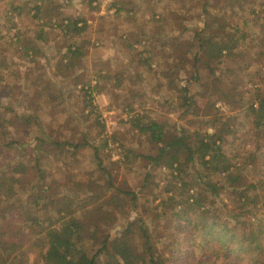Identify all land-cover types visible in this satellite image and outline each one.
<instances>
[{"label":"trees","instance_id":"1","mask_svg":"<svg viewBox=\"0 0 264 264\" xmlns=\"http://www.w3.org/2000/svg\"><path fill=\"white\" fill-rule=\"evenodd\" d=\"M260 5L264 11V0ZM0 6L6 23L0 27V99L6 91L19 90V76L13 69L15 64L4 56V45L7 34L11 36L9 42L21 41L19 32H22L17 23L25 16L37 25L32 32L35 40L44 42L48 33L54 37L52 31L58 30L59 38L65 42L58 62L61 72L74 71L85 53V40L75 38L86 30L83 18L65 13L53 0H0ZM109 6L114 8L112 14L107 15L110 17L129 11L118 0H111ZM199 10L207 13L205 3L200 4ZM235 16L238 18L232 13V17ZM179 21L176 14L169 20L172 33L179 32L180 28L174 26ZM227 25L228 19L212 14L206 15V23L198 32L191 31L188 42L193 46L195 60L186 57L188 49L181 45V40L176 41L177 34H170L168 55H177L173 56L174 62L165 61L166 69L159 72L152 66L162 63L154 60L158 54L155 51L158 40L154 36L146 37L141 47L135 49L134 42L119 35L125 47L133 51L132 56L137 57V64L158 79V89L163 86L164 92L172 93L162 100L163 103L184 112L189 117L187 123L193 120L192 125H197L199 121L193 130L180 124L179 137H176L165 122L148 116L149 110L144 109V101L139 99L137 89L129 88L124 94H115L118 106L126 114L134 110L135 104L140 109V112L128 114L125 124L127 132L133 131L147 140L150 147L144 152L136 153L134 148L118 142L121 159L105 164L101 153L111 143L107 137L94 145L86 140L74 142L52 137L46 132V138L35 135L34 147L29 148L25 161L11 160L8 153L14 147H24L28 143L19 144L13 138H6L5 134L10 133L6 125L8 119L0 115V155L6 156L0 161L3 165L0 168V264H264V93L256 92L253 98L248 97L241 78L248 70L252 56L247 47L239 46L242 34L229 33ZM2 33H6L5 38ZM194 39L199 45L196 56ZM35 40L27 37L18 46L21 56L31 62L32 72L39 51ZM260 47L258 44L257 48ZM226 60L231 61L217 76L216 65ZM198 63L202 69L198 68ZM253 70L254 77L260 75L258 69ZM179 72L192 78L188 82L198 84L200 90L196 94L204 100L207 108L204 115L211 119L202 118L201 121L194 117L196 100L187 88H181ZM159 73L160 79L165 80L163 85ZM24 75L22 80L27 81V71ZM102 77L109 79L110 76L103 74ZM39 79L40 76L34 74L33 80ZM110 80L116 86L121 83V78L114 73ZM40 88L48 94V97H41L43 103L60 101L45 84ZM91 98V89L80 94L82 108L90 107L89 113L94 108ZM216 102L227 105L228 112L215 108ZM109 104L113 105V101ZM237 114L247 120L246 130L242 132L253 144L251 150H243L241 154L236 148L230 152L225 147L226 144L232 149V140L237 139L235 130L227 126L228 120ZM11 118L16 116L12 114ZM19 120L23 126L37 123L32 115L19 117ZM94 121L101 131L103 123L96 117ZM171 144L173 146L166 149ZM82 146L89 147L95 169L102 176V190H109L107 196L93 191L99 186L96 179L91 178L92 173L85 185L72 179V188L87 191L79 198L56 194L46 182L39 181L44 173L41 161L51 150L72 151ZM135 158L145 161L141 180L129 187L125 186L124 180L115 182L111 168L120 164L125 166ZM136 188H139L136 203L142 223L130 221L122 230L108 235V229L122 215L123 208L129 202L133 208ZM90 214L94 216L93 221L89 219ZM147 217L156 225L161 223V231L156 233L166 239H158L166 246V255L150 242L144 223Z\"/></svg>","mask_w":264,"mask_h":264},{"label":"rangeland","instance_id":"2","mask_svg":"<svg viewBox=\"0 0 264 264\" xmlns=\"http://www.w3.org/2000/svg\"><path fill=\"white\" fill-rule=\"evenodd\" d=\"M110 1L111 0H92L89 3L87 0H53V2L62 6L61 8L65 13L74 16H80L82 10L87 12L85 13L86 15L94 11L97 13L102 12V15L112 14V12L108 13L109 10L111 11L113 9L109 6ZM262 1L263 0H118L119 4L123 6L124 9H129L131 13H135V16L130 15L131 18L134 19L133 24L131 23V28L133 29H131V31H125L127 41L134 42L133 47L138 49L141 47L146 37L154 36V39L158 40L157 43H155L158 44L155 48L158 54L157 57H154V60H161L162 63L161 65L155 64V67L152 64L153 69H157L158 72L166 69L167 66L164 65L165 61L172 63L174 62L173 56L177 55V53L172 54V56L168 55L170 51L168 48L171 46L170 34H177L176 41L181 40V45L187 47L188 52L186 57L190 58L192 57L193 46L188 42L189 34L191 35V31L194 30L198 32L204 26L206 23V15L210 16L214 14L215 16H223L228 19L227 28L229 33L235 31V33H233L235 36L242 34L243 40L240 39L239 46L240 48L247 47L250 52L249 54L252 56L251 64L241 78V83L244 85V88L247 89L248 97L251 96V98H253V94L256 92L264 93V11L261 10L262 7L260 5ZM71 2H75L74 4L79 9H76L77 7L73 6L74 4ZM204 3L207 10L205 14L199 10L200 4ZM250 9L253 11L250 12ZM76 12L79 14L76 15ZM232 13H236L238 18L236 16L232 17ZM175 14L180 20L178 25L176 23L174 25L180 28L178 33H172V27L169 23V20L174 17ZM178 14H180V16H178ZM130 16L128 15L126 19L123 18L121 24L126 20L132 22V19L129 18ZM4 20V14L0 10V27L2 28L6 24ZM243 20H245V22ZM106 23L108 25L110 24L109 22ZM36 26L37 25L29 21L26 16L20 19L17 23V28H19V31H21L23 35L19 32L21 38L19 43L9 42L11 39L9 37L11 36L8 34L6 36V33H2L4 38L5 36L7 38V42L4 45V56L10 58L8 60H11V62L15 64L13 69L19 76L18 80H20L19 90L6 91L0 99V115H5V118L7 117L8 123L6 125L7 129L10 131L9 134H5V137L13 138L17 140L19 144L22 142V144L28 143L24 147H14L13 151L8 153L11 160L20 159L25 161L27 159L26 154L34 147L35 135L46 138V132L52 137L67 138L74 142L86 140L88 142H93L94 145L100 144L102 141L101 139L107 137L108 141L111 143L108 147L104 148L101 153L103 163L105 164L121 159L120 155L122 152L120 148L117 147L118 142H122L126 147L134 148L136 153L140 151L144 152V150L150 147L147 140L133 131L127 132L126 128H128V126L127 123L125 124V120L128 119L127 115L133 114L135 111L140 112V109L135 104L132 107L134 110L126 114L121 107L118 106L119 100L117 95H115L124 94L129 88H135V90L137 89L139 91V99L144 101V109L147 108V110H149L148 116H154L158 120H161V122H165L166 126L171 129L172 133L174 132L176 137H179L180 124L189 127L190 130H193L199 125L198 120L197 125H192L195 123L193 120L187 123L186 118L189 117L186 116L184 112L163 103L162 100H165V97L168 98V96H171L172 93L167 89V91L164 92L165 87L163 86L158 89L156 85L158 79L156 80L150 73L145 72L143 69L144 66L137 64V57L134 55L132 56L133 51L125 47V44L120 41L119 36H116L115 40V55L118 62L112 64L110 60L105 59L108 55H113V51L111 50V53L108 54L109 46H107V42L103 40L98 42L94 39L95 36L97 37L99 35L95 30L93 32L94 36H91V27L87 29L85 34L89 37L87 39H82L86 42L85 53L81 60H79L78 65L74 67L73 72H61L58 56H55L52 62L44 59V55L47 54V49L44 50V55H36L34 70L32 72L30 68L31 62H28V59L21 56L18 52V46L22 41L26 40L27 37H29L30 40H34L32 32ZM122 27H124V25H121L120 28L122 29ZM52 32L55 39L60 37L57 29H54ZM136 38L139 40L138 42L134 41ZM169 38L170 41L167 40ZM61 39L62 38H59V40ZM258 44L261 45L260 48H257ZM155 46L156 45L152 47ZM198 46V41L195 40V56L199 53L197 51ZM192 58L195 60L194 57ZM230 61L226 60L216 65L215 74L219 76V72L222 71L226 66L225 64H228ZM252 62L254 65H252ZM197 66L202 69L199 63ZM254 68L256 70L258 69L257 71L260 72L259 76H253ZM26 71L28 76L25 79H27L28 83L31 82L30 84H28L26 80H22L24 79ZM204 71L207 75V71ZM113 73L121 78V83L117 86L113 84L114 82L112 80L108 81ZM34 74L39 75L40 79L34 81ZM103 74H109V79L103 78ZM159 76L160 73L158 77ZM179 76L181 77L179 82L181 88H187L196 100L194 117H198L197 119H201V121L202 118L205 120L211 119V116L208 117V115L206 117V115H204L207 112V108L205 104H203L204 100L196 94V92L200 90L198 84L188 82L192 80V78L186 75L183 76L182 72H179ZM260 76L262 79H260ZM159 81L162 85L165 82V80L160 79V77ZM43 84L50 89V92L56 93L60 101L57 102L56 100L53 103H43L41 97L45 95L48 97V94L40 88ZM73 84L75 85L74 87ZM90 89L92 97L91 105H93L94 108L92 112L89 113L90 107L82 108L83 104L80 99V94ZM112 101L113 105H110L109 102L112 103ZM214 107L223 113H227L229 109L227 105L221 102H216ZM12 114L16 116V118H11ZM25 115L36 117L37 126L32 123L29 126H23L19 117ZM95 117L103 123V129L101 131H99V127L96 126L94 121ZM227 126L230 130H235L234 132L237 139L232 140V145H234L232 149H229V145L226 146L225 144L226 150L234 152V148H236L238 154H241L243 150L252 149L253 144L250 138L242 132L246 130L245 126H247V120L243 116L237 114L236 117L228 120ZM110 135H112V137H109ZM113 137H115V141ZM135 141L137 144H135ZM172 146L173 144L168 145L166 149H170ZM68 150L70 151L64 150L63 148L59 151L51 150L52 152L46 155V159H42L41 166L44 169V173H42V179L39 181L46 182L45 184L50 186L56 194L75 195L79 198L83 194H86L85 192L87 191H83L79 188H72V179L75 178V180H78V184L85 185L87 178L90 173H92L91 178L94 180L96 179V183L99 186V188L97 187L93 189V191L99 195L101 193V195L107 196L109 190H102L103 185L100 180L102 176L101 173L95 169V163L94 160L91 159L89 147L82 146L72 151L71 149ZM5 157L6 156L0 155V161L5 159ZM144 164L145 161L135 158L134 160L131 159L130 163L125 166L120 164L117 167H113L115 171L111 168L112 173L115 174L114 181L121 182L124 180L126 182V187L137 184L143 176ZM2 166L0 165V168ZM194 167L196 166L194 165ZM147 168L148 165L145 166V170ZM135 192L133 197V208H131L130 202L123 208L122 215L118 217L115 224L108 229V235L115 234V232L122 230L126 223L130 221H134L137 224L142 223L143 218L138 212L136 203L139 195V188H136ZM18 202H21V197H18ZM89 219L92 221L94 220L93 214H90ZM144 223L146 227H148L150 242L153 244L155 243V246L161 248L163 254L166 255V249L164 248L166 246H162L160 244L161 242H158V239L162 240L163 238H161L160 234L156 233L161 231V223L156 225L152 219L148 217L145 218ZM163 240L165 241L166 239Z\"/></svg>","mask_w":264,"mask_h":264},{"label":"crops","instance_id":"3","mask_svg":"<svg viewBox=\"0 0 264 264\" xmlns=\"http://www.w3.org/2000/svg\"><path fill=\"white\" fill-rule=\"evenodd\" d=\"M75 1H78V0H75ZM74 3H72V4H74ZM73 6L77 7L75 4ZM76 9H79V8L77 7ZM113 11H114V8L111 11L109 10L108 13L113 12ZM121 12H119V14H116L112 18V17L107 16V15H102L101 14L102 12H99L100 13L99 14L95 11L92 13H88V15H86L85 13H87V12L85 10H82L81 14H84V15L80 14L79 17H81L85 20L86 30L84 32L80 33L79 35H77L75 38L81 39V40L87 39L89 36L85 35V34L87 32V29L91 27V30H92L91 36H94L93 32L95 30V32L97 34H99L100 36L99 35L97 37L95 36L94 39L98 42H100V40L107 42V46H109V51L107 52L108 54L111 53V50L113 51V55L107 54L108 56L105 57V59L110 60V62L112 64L113 63L115 64V62H118L116 59V55H115L116 36H119V34H123L125 36L126 35L125 31H131V29H133V28H131L132 27L131 25L133 24L134 19L131 18L132 15L130 16L131 12L130 11L128 13L122 12V14H121ZM78 14L79 13L76 12V15H78ZM118 15H120V16H118ZM128 15L130 16L129 18L132 19L131 20L132 22H130V20H126L123 24H121L123 22V18L126 19ZM133 16H135V13L133 14ZM106 22H109L110 24L108 25ZM120 24L124 25V27H122V29L120 28L121 27ZM33 39L35 40L34 36H33ZM35 42L38 44V48H39V51L37 53L38 56L44 55L45 54L44 50L47 49V54L44 55V59L49 60L50 62L53 61L55 56H58V59H59V55H60V53L63 52L64 45H65V42L63 41V39H61V40H59V38L55 39V37H52L50 35V33H48L44 42H40L38 40H35ZM61 43H63V46H61ZM58 59H56V60H58ZM50 62H49V64H50Z\"/></svg>","mask_w":264,"mask_h":264},{"label":"built area","instance_id":"4","mask_svg":"<svg viewBox=\"0 0 264 264\" xmlns=\"http://www.w3.org/2000/svg\"><path fill=\"white\" fill-rule=\"evenodd\" d=\"M217 105V104H216Z\"/></svg>","mask_w":264,"mask_h":264}]
</instances>
